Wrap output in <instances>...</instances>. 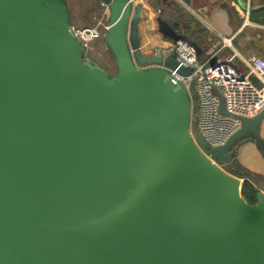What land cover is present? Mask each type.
Instances as JSON below:
<instances>
[{
    "label": "water",
    "instance_id": "95a60500",
    "mask_svg": "<svg viewBox=\"0 0 264 264\" xmlns=\"http://www.w3.org/2000/svg\"><path fill=\"white\" fill-rule=\"evenodd\" d=\"M104 1L115 75L85 58L64 0H0V264H264V192L248 203L217 164L247 138L264 153V107L214 162L173 73L188 69L142 52L133 0Z\"/></svg>",
    "mask_w": 264,
    "mask_h": 264
},
{
    "label": "crops",
    "instance_id": "0c3cea01",
    "mask_svg": "<svg viewBox=\"0 0 264 264\" xmlns=\"http://www.w3.org/2000/svg\"><path fill=\"white\" fill-rule=\"evenodd\" d=\"M64 1L72 26L99 22L109 25V10L102 6V2L106 1ZM133 4L134 7L139 6L141 19L137 23V36L142 52L147 56L175 52V41L159 28L157 18L163 13L167 19L177 23L186 39L197 47L201 61L210 59L216 53L221 56L235 54L239 68L246 70V62L258 56L264 58V0H133ZM103 33L104 36L92 44L93 49L88 50L95 59L103 58L99 51L108 47L107 30L104 29ZM224 39H231L232 45L224 47ZM110 53L108 65L117 73V61ZM102 60L108 62L105 58ZM93 63L110 74L102 64ZM253 80L260 84L257 78ZM191 122V134L196 139L198 131L195 130L192 115ZM260 132L264 137V120ZM221 167L241 182L249 181L258 191L264 192V153L254 139L240 142L236 146L235 157Z\"/></svg>",
    "mask_w": 264,
    "mask_h": 264
},
{
    "label": "built area",
    "instance_id": "2783aa9c",
    "mask_svg": "<svg viewBox=\"0 0 264 264\" xmlns=\"http://www.w3.org/2000/svg\"><path fill=\"white\" fill-rule=\"evenodd\" d=\"M108 10V3L102 2ZM109 25L102 22L81 26H72V31L85 50L104 36V29ZM231 39H224L223 46H231ZM174 51L181 66L189 73L181 75L173 73L184 83L188 92L196 139L203 136L207 148L202 151L214 162L213 147L220 146L241 128L242 121L238 115H254L264 107V58L258 56L247 63V69L242 70L236 62L235 54L221 56L214 54L210 59L201 61L197 49L186 39H180L174 44ZM257 78L260 84H256ZM218 90L227 102L229 113L220 110ZM222 166V163H218Z\"/></svg>",
    "mask_w": 264,
    "mask_h": 264
},
{
    "label": "rangeland",
    "instance_id": "374dc122",
    "mask_svg": "<svg viewBox=\"0 0 264 264\" xmlns=\"http://www.w3.org/2000/svg\"><path fill=\"white\" fill-rule=\"evenodd\" d=\"M93 46L91 45V47H90V50L91 49H93L92 48ZM89 50V49H88ZM88 50H87V52H85V58L86 59H88V60H91V61H93V62H95V63H99V64H102L103 66H104V68H106V70L111 74V75H114V74H116V71L115 70H111V67H110V65H108L109 64V62H110V57H111V53H110V50H109V48L108 47H106L105 49H102L101 51H99L100 53H101V56L103 57V58H98V59H95V58H93V53H88ZM95 52V51H94ZM107 59L108 60V62H106V61H103L102 59Z\"/></svg>",
    "mask_w": 264,
    "mask_h": 264
},
{
    "label": "trees",
    "instance_id": "16d2710c",
    "mask_svg": "<svg viewBox=\"0 0 264 264\" xmlns=\"http://www.w3.org/2000/svg\"><path fill=\"white\" fill-rule=\"evenodd\" d=\"M259 191L256 189L254 184L249 181H245L242 189V196L248 203H256L257 193Z\"/></svg>",
    "mask_w": 264,
    "mask_h": 264
}]
</instances>
